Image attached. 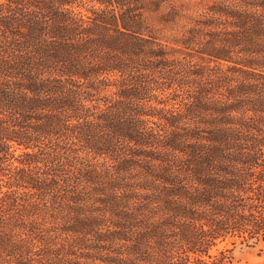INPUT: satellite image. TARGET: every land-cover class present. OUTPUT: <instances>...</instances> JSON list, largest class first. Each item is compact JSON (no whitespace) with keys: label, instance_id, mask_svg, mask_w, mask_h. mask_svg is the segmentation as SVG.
<instances>
[{"label":"trees","instance_id":"1","mask_svg":"<svg viewBox=\"0 0 264 264\" xmlns=\"http://www.w3.org/2000/svg\"><path fill=\"white\" fill-rule=\"evenodd\" d=\"M264 249V0H0V264H231Z\"/></svg>","mask_w":264,"mask_h":264},{"label":"rangeland","instance_id":"2","mask_svg":"<svg viewBox=\"0 0 264 264\" xmlns=\"http://www.w3.org/2000/svg\"><path fill=\"white\" fill-rule=\"evenodd\" d=\"M218 250H229L232 257L231 264H264L263 246H246L236 241L231 244L230 241L221 243Z\"/></svg>","mask_w":264,"mask_h":264}]
</instances>
